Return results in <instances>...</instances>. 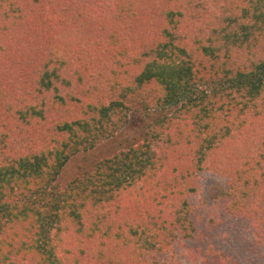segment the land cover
Masks as SVG:
<instances>
[{
	"label": "trees",
	"instance_id": "16d2710c",
	"mask_svg": "<svg viewBox=\"0 0 264 264\" xmlns=\"http://www.w3.org/2000/svg\"><path fill=\"white\" fill-rule=\"evenodd\" d=\"M156 1L0 0V264H109L114 248L126 262L135 255V264H167L177 241L196 242L192 254L206 264H264V0ZM100 8L117 16L109 35L120 39L113 45L130 35L139 43L135 55L128 48L113 53L123 71L75 67L71 74L58 30L72 40L77 28L88 39L99 29ZM91 90L125 94L154 112L155 122L146 144L62 189L59 174L72 156L123 129L126 103H89L91 119L57 122L58 147L26 156L11 155L18 145L9 148L1 128L23 134L10 126L21 123L20 114L34 124L40 110V121L52 120L53 109L80 103ZM13 93L28 100L26 109L12 112ZM243 158H254L246 171ZM217 159L224 168L238 161L240 167L219 175ZM146 181L149 191L154 184L172 189L163 195L169 205L144 206L145 189L130 199L129 191ZM192 198L206 205V215L195 212ZM132 210L133 241L111 226ZM159 222L167 224L164 233L146 236ZM220 241L228 247L217 251Z\"/></svg>",
	"mask_w": 264,
	"mask_h": 264
},
{
	"label": "rangeland",
	"instance_id": "374dc122",
	"mask_svg": "<svg viewBox=\"0 0 264 264\" xmlns=\"http://www.w3.org/2000/svg\"><path fill=\"white\" fill-rule=\"evenodd\" d=\"M135 2V0H133ZM157 3H160V1H156ZM104 7V5H102ZM101 7V6H100ZM96 10V9H95ZM98 11L97 16L95 17L97 20L96 22L100 24L98 26L99 29L95 30L94 35H89L88 39L83 36L81 33L82 30L77 29L72 33V40L70 39L68 34H64L62 30H58L57 36L55 38L56 42H58L59 47H62L64 44H66L67 47V56L70 59L72 70L71 74L74 71L75 67H81L83 70L86 68H97L101 71L104 70L106 66H111L113 69H117V71H123L126 68L123 64H121L119 61L115 60L114 58V52H118V50L126 49L128 48L132 53L135 55V47L139 45V43L135 44V39L130 38L128 36L122 35V44L113 45L112 42L119 40L118 35L110 36L109 34L112 31L113 21L117 16L115 14H107L109 10H106L104 8H100ZM133 13H135V8L132 10ZM151 12V10H150ZM148 12L147 14L150 15L152 13ZM69 15V13H68ZM133 15L132 19H135V14ZM154 15V14H152ZM93 30H91L92 32ZM148 32V35H151L154 30L150 29ZM87 35V34H86ZM32 36V35H31ZM116 36V37H115ZM82 70V71H83ZM89 71V70H88ZM89 75L91 77H95L94 74H91L89 72ZM72 76V75H71ZM109 83L114 82L113 80L108 81ZM115 92L111 91L109 93L102 92H95L91 90L90 96L88 98L86 96L81 95L80 97V103L69 105L66 109H53V113L51 114V118H54L52 120L46 121L44 119L43 121H40L41 114L38 112L40 110H37L36 113L39 116V120H37L36 123H30L28 117H24L23 114H20L21 123L13 122L10 126L13 127V130H17L19 127H23V130L25 131L23 134H16L15 132H12L11 136H9L8 131H6L5 128H1L3 131L8 134L9 138V148L11 147L12 142L17 143L18 146L15 144V148L12 149L11 155H15V153H20L21 156L28 155L32 150H36L39 148V152L46 151L47 149H52L55 147H58V143L53 138V132L52 130L57 125V122L59 121H66L69 119V121H73L76 119H91L93 113V105L91 108H87L89 103H96V100H102L103 98H106L107 104L109 105L112 101H121L122 103H126V107H128L127 113L128 117L127 120H123L124 123L121 128L122 130L117 133V135L104 140L102 143H100L95 148H92L87 151L80 152L74 156H72L68 162L65 164L63 169L61 170V173L59 174L58 183L61 185L62 189H66L71 183L78 181L87 175L93 174L96 169L98 168L99 164L104 163L105 161H108L118 154L122 152H127L130 148L135 147L137 144H146L148 142L149 134L146 132L148 131L147 128L154 125V118L156 114L154 112H145L140 110L139 107L135 106V99H126L125 94L121 93V96H115ZM124 95V96H122ZM37 103L41 105L42 103V97L37 95ZM9 102L12 105V112L17 109H26L23 107H26L28 100L24 98L21 94H11L9 97ZM52 111V109H51ZM3 117L0 116V123L1 125H4L2 122ZM156 127V126H155ZM6 129V130H5ZM177 128L174 126V130L171 133H167L170 136V139L173 140L175 138V134L177 132ZM153 143V142H152ZM156 144V142H155ZM154 144V147L158 149ZM183 149L179 152L181 154L187 153V156H189V164L190 166V155H189V148L187 146H182ZM3 152V148L1 149ZM176 151V150H175ZM179 153L174 152L173 153V160H178ZM188 158L186 157V160ZM241 160V163L245 164V171L247 169L246 163H248L250 160H254V158H248V160ZM239 160V159H238ZM217 165L216 169L218 171V174L220 175H228L229 173H232L234 167H240V162H233L232 167L230 168H224L223 164H220V159L215 160ZM179 163V161H178ZM253 168H256L257 166L255 164H252ZM180 168V167H179ZM242 168V166H241ZM247 175V173H245ZM145 183L140 184L138 187V190H130L127 195L130 196V199L135 200V193L144 195V189L146 190L149 196L147 197V201L145 198L144 206H153L154 208L156 206H159L160 204L166 206L169 205L166 200H164L163 195H167V193H171L172 189L168 186H161L158 187L156 184H154V187L151 186V190L147 189V186H145ZM261 194H264V191L260 192ZM192 204L196 207V211L199 216L203 217L207 213V209L205 208V204H203L199 198H192ZM130 208L133 207V205L129 206ZM159 209H161V206H159ZM133 214L131 213H123L122 219L118 222V224H114L112 226V229L114 230V234L122 233L124 236H130V240H135V210ZM158 217V214L155 216ZM143 223H145L143 221ZM167 224L163 225L162 222L158 223V226L156 228L148 227L145 232L146 236L150 234H163L164 231L162 228H165ZM143 232L144 230L141 229ZM180 243V244H179ZM155 243L148 244L146 246V250H150L152 247H154ZM179 244V245H178ZM113 245H116V241L113 242ZM175 246H178L176 253L170 252V256L168 257L170 259V263L167 264H206L205 259L203 257L198 256L193 251L196 250L200 246L196 242H189V241H177ZM222 246L228 247L227 243H222L221 241L218 243V248H222ZM156 247V246H155ZM216 247V246H215ZM151 252V251H150ZM113 254V260L111 261L108 258L109 264H135V255H132L129 257V261H125L124 255H122L120 252L118 253L117 249L114 248L112 251ZM200 255V254H199ZM187 256V257H186ZM102 264H105L104 262ZM143 264V263H142ZM210 264V263H208Z\"/></svg>",
	"mask_w": 264,
	"mask_h": 264
}]
</instances>
